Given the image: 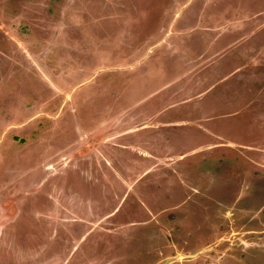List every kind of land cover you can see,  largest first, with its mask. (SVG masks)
I'll list each match as a JSON object with an SVG mask.
<instances>
[{"label":"rangeland","instance_id":"obj_1","mask_svg":"<svg viewBox=\"0 0 264 264\" xmlns=\"http://www.w3.org/2000/svg\"><path fill=\"white\" fill-rule=\"evenodd\" d=\"M0 264H264V0H0Z\"/></svg>","mask_w":264,"mask_h":264},{"label":"flooded vegetation","instance_id":"obj_2","mask_svg":"<svg viewBox=\"0 0 264 264\" xmlns=\"http://www.w3.org/2000/svg\"><path fill=\"white\" fill-rule=\"evenodd\" d=\"M50 259V258H49Z\"/></svg>","mask_w":264,"mask_h":264}]
</instances>
